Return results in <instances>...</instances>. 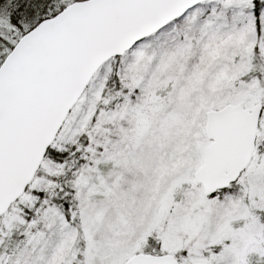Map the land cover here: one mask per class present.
<instances>
[{
  "label": "snow or ice",
  "instance_id": "6c2138e0",
  "mask_svg": "<svg viewBox=\"0 0 264 264\" xmlns=\"http://www.w3.org/2000/svg\"><path fill=\"white\" fill-rule=\"evenodd\" d=\"M0 264H264V0H0Z\"/></svg>",
  "mask_w": 264,
  "mask_h": 264
}]
</instances>
